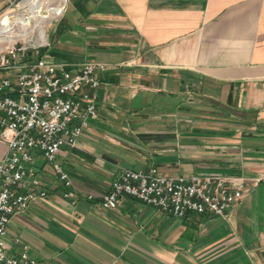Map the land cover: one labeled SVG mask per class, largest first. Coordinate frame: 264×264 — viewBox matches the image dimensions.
Instances as JSON below:
<instances>
[{
    "label": "crops",
    "instance_id": "1",
    "mask_svg": "<svg viewBox=\"0 0 264 264\" xmlns=\"http://www.w3.org/2000/svg\"><path fill=\"white\" fill-rule=\"evenodd\" d=\"M50 36L56 61L109 68L99 117L58 154L78 203L36 155L48 196L11 218L10 253L26 243L38 264H264V0H66ZM152 167L242 175L249 189L226 218H177L129 196L100 205L123 169Z\"/></svg>",
    "mask_w": 264,
    "mask_h": 264
},
{
    "label": "built area",
    "instance_id": "2",
    "mask_svg": "<svg viewBox=\"0 0 264 264\" xmlns=\"http://www.w3.org/2000/svg\"><path fill=\"white\" fill-rule=\"evenodd\" d=\"M44 46L16 42L0 48V141L7 145L0 160V264H38L28 244L20 243L18 252L10 253L6 239L11 218L48 196L35 169L36 155L52 165L65 187L63 197L78 203L58 152L64 145L76 147L90 120L99 117L96 89L109 68L96 60L71 66L47 52L32 53ZM248 189L242 175H165L156 167L125 168L99 202L116 209L129 196L177 218L191 213L226 218Z\"/></svg>",
    "mask_w": 264,
    "mask_h": 264
},
{
    "label": "rangeland",
    "instance_id": "3",
    "mask_svg": "<svg viewBox=\"0 0 264 264\" xmlns=\"http://www.w3.org/2000/svg\"><path fill=\"white\" fill-rule=\"evenodd\" d=\"M31 0H15L13 3L9 4L4 10L0 12V48L5 47L7 45L14 44L16 42H26L27 45L30 46H38L39 44H46V46L37 49H33L32 53L36 54V51L45 52L46 48L50 46L51 43V32L52 29L59 17L53 16L48 18L43 24L46 33V41H42L38 38L39 26H33V24H37L35 19H31L32 26L24 27L22 23H20L21 18H29L31 15ZM44 5L41 7V13L47 7H55L64 5V0H40ZM5 18H8L5 20ZM9 22L7 26H5L6 22ZM2 22L4 25H2ZM8 32V33H6ZM28 32V33H27ZM11 34V35H10ZM21 34H25L21 36ZM48 43V44H47ZM60 152V150H59ZM58 152V154H59Z\"/></svg>",
    "mask_w": 264,
    "mask_h": 264
},
{
    "label": "bare ground",
    "instance_id": "4",
    "mask_svg": "<svg viewBox=\"0 0 264 264\" xmlns=\"http://www.w3.org/2000/svg\"><path fill=\"white\" fill-rule=\"evenodd\" d=\"M63 1V0H62ZM32 4L31 7V15L29 18L25 19V18H21L20 23H22V25L24 27H28V26H32L31 19H35L37 24H33V26H39V32H38V38L42 41H46V33H45V28H44V22L48 19L51 18L53 16H58L62 13V8L64 5L60 6H56L55 7H47L44 12L41 13V7L44 5L43 3H41L40 0H31L30 1ZM64 2H66V0H64ZM65 4V3H64ZM8 18H5V20H7ZM9 24V22L7 21L5 23V26H7ZM2 25H4V23L2 22ZM8 33V32H6ZM28 33V32H27ZM9 34V33H8ZM11 35V34H10ZM25 34H21V36H23Z\"/></svg>",
    "mask_w": 264,
    "mask_h": 264
}]
</instances>
